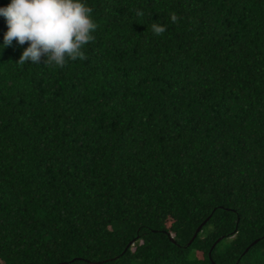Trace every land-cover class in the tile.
Listing matches in <instances>:
<instances>
[{
	"label": "trees",
	"instance_id": "16d2710c",
	"mask_svg": "<svg viewBox=\"0 0 264 264\" xmlns=\"http://www.w3.org/2000/svg\"><path fill=\"white\" fill-rule=\"evenodd\" d=\"M86 3L64 68L0 16V264H264V0Z\"/></svg>",
	"mask_w": 264,
	"mask_h": 264
},
{
	"label": "clouds",
	"instance_id": "9594fccd",
	"mask_svg": "<svg viewBox=\"0 0 264 264\" xmlns=\"http://www.w3.org/2000/svg\"><path fill=\"white\" fill-rule=\"evenodd\" d=\"M93 11L86 0H11L8 6L0 7V16L8 25L2 46L30 42L17 61L20 65L43 61L49 68H64L70 61L87 60L84 48L96 41L94 33L99 28ZM136 15L142 17L144 13L137 9ZM179 20L175 12L170 13L171 23ZM166 30L167 26L159 22L151 24L156 36Z\"/></svg>",
	"mask_w": 264,
	"mask_h": 264
},
{
	"label": "water",
	"instance_id": "95a60500",
	"mask_svg": "<svg viewBox=\"0 0 264 264\" xmlns=\"http://www.w3.org/2000/svg\"><path fill=\"white\" fill-rule=\"evenodd\" d=\"M199 228H200V227L197 228L196 233L198 232ZM195 236H196V234H194V237H195Z\"/></svg>",
	"mask_w": 264,
	"mask_h": 264
}]
</instances>
